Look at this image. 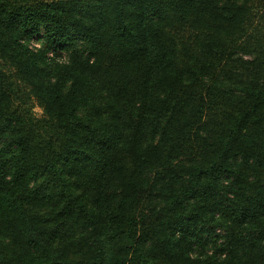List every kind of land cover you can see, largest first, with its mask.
Returning a JSON list of instances; mask_svg holds the SVG:
<instances>
[{
  "label": "trees",
  "instance_id": "16d2710c",
  "mask_svg": "<svg viewBox=\"0 0 264 264\" xmlns=\"http://www.w3.org/2000/svg\"><path fill=\"white\" fill-rule=\"evenodd\" d=\"M0 264H264V0H0Z\"/></svg>",
  "mask_w": 264,
  "mask_h": 264
},
{
  "label": "rangeland",
  "instance_id": "374dc122",
  "mask_svg": "<svg viewBox=\"0 0 264 264\" xmlns=\"http://www.w3.org/2000/svg\"><path fill=\"white\" fill-rule=\"evenodd\" d=\"M35 113L37 117H41L43 115V112L39 107H35Z\"/></svg>",
  "mask_w": 264,
  "mask_h": 264
}]
</instances>
